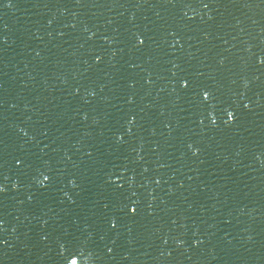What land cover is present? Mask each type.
I'll return each mask as SVG.
<instances>
[{
	"label": "water",
	"instance_id": "water-1",
	"mask_svg": "<svg viewBox=\"0 0 264 264\" xmlns=\"http://www.w3.org/2000/svg\"><path fill=\"white\" fill-rule=\"evenodd\" d=\"M0 185V264H264V0H0Z\"/></svg>",
	"mask_w": 264,
	"mask_h": 264
},
{
	"label": "snow or ice",
	"instance_id": "snow-or-ice-1",
	"mask_svg": "<svg viewBox=\"0 0 264 264\" xmlns=\"http://www.w3.org/2000/svg\"><path fill=\"white\" fill-rule=\"evenodd\" d=\"M9 6H10V5H9ZM137 40H138V44H139V45H143L144 41H143L142 39H140V38L138 37ZM184 86H185V87L188 86L187 82H185ZM202 97H203V102H207V101H208V99H209V93L207 92V90H202ZM244 107L247 108L248 105L245 104ZM224 111H225L226 114H227V121H226V122H231V121H233V119H234V114H233V112L228 111L227 109H224ZM208 116H209V119L211 120L212 125L215 126V124H216V119H215V117H213V115H212L211 113H208ZM201 123H203V121H201ZM189 148H191V145H189ZM193 154L195 155V153H193ZM89 155H91V154L89 153ZM18 163H19V162H18ZM48 180H49V177H48L47 175H44V176H43V181H48ZM43 181L41 182L42 184H43ZM44 186H46V185H44ZM4 191H5V189H4L3 185H0V193H2V192H4ZM126 207H127V206H126ZM136 211H137V209H136L135 207H132V208H131V212H132L133 214H135ZM111 226H112V227H115V226H116L115 222H113V223L111 224ZM69 264H78V260H77L75 257H73V258L69 261Z\"/></svg>",
	"mask_w": 264,
	"mask_h": 264
}]
</instances>
